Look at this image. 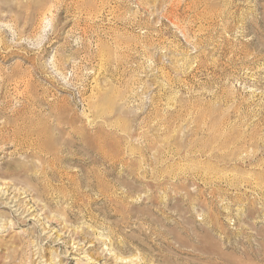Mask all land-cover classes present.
Wrapping results in <instances>:
<instances>
[{
	"label": "rangeland",
	"instance_id": "1",
	"mask_svg": "<svg viewBox=\"0 0 264 264\" xmlns=\"http://www.w3.org/2000/svg\"><path fill=\"white\" fill-rule=\"evenodd\" d=\"M0 264H264V0H0Z\"/></svg>",
	"mask_w": 264,
	"mask_h": 264
},
{
	"label": "bare ground",
	"instance_id": "2",
	"mask_svg": "<svg viewBox=\"0 0 264 264\" xmlns=\"http://www.w3.org/2000/svg\"><path fill=\"white\" fill-rule=\"evenodd\" d=\"M12 193H14V196L13 197L7 196L3 202L6 203V204H12V207H18V210L23 209L24 205L18 199L19 194L17 193V190L15 189L13 192H11V194ZM28 211L24 210L23 213L24 212L26 213Z\"/></svg>",
	"mask_w": 264,
	"mask_h": 264
}]
</instances>
